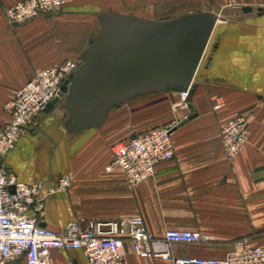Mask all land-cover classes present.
<instances>
[{
    "label": "crops",
    "instance_id": "1",
    "mask_svg": "<svg viewBox=\"0 0 264 264\" xmlns=\"http://www.w3.org/2000/svg\"><path fill=\"white\" fill-rule=\"evenodd\" d=\"M17 1L0 0V126L10 119L16 91L35 73L78 61L99 31L98 13L152 20L187 13L162 18L163 0H71L54 14L11 26L4 10ZM202 2L209 7L196 11H210L218 20L196 73L191 100L196 116L174 130V157L157 164L152 179L130 186L119 168L106 171L111 147L189 115L188 107L172 110L178 92L135 97L123 104L121 118L116 113L110 119L112 108L98 127L72 134L63 126V100L32 119L3 161L8 172L23 184L42 183L43 190L64 174L71 178L67 191L46 199L41 226L61 233L77 219L138 216L155 237L171 229L206 238L174 245L175 257L220 259L242 238L264 246V0ZM217 102L223 106L214 110ZM240 115L249 120L248 141L229 162L220 129ZM124 257L126 264H171L139 258L129 243ZM51 258L53 264H88L79 250H55Z\"/></svg>",
    "mask_w": 264,
    "mask_h": 264
},
{
    "label": "built area",
    "instance_id": "2",
    "mask_svg": "<svg viewBox=\"0 0 264 264\" xmlns=\"http://www.w3.org/2000/svg\"><path fill=\"white\" fill-rule=\"evenodd\" d=\"M71 0H20L4 10L7 23L22 25L45 14L64 9ZM78 67L66 61L41 70L19 88L10 103L11 116L0 126V264L21 260L24 264H53L55 250H79L88 264H126L125 244L143 259L171 264H264V246H254L247 238L236 241L223 258L175 257L174 245H192L206 240L199 232L166 230L155 237L146 229L142 217L69 222L61 233L43 226L45 202L56 193L65 192L71 178L64 174L43 190L42 183L23 184L9 173L3 161L28 125L57 97L61 85ZM173 109L187 108L188 91L179 92ZM223 106L217 102L213 109ZM185 118V117H184ZM183 118V119H184ZM183 119L151 128L111 147V161L106 171L119 168L130 186L152 179L157 164L174 157L172 134ZM249 120L246 115L227 121L220 129V143L231 162L248 141Z\"/></svg>",
    "mask_w": 264,
    "mask_h": 264
},
{
    "label": "water",
    "instance_id": "3",
    "mask_svg": "<svg viewBox=\"0 0 264 264\" xmlns=\"http://www.w3.org/2000/svg\"><path fill=\"white\" fill-rule=\"evenodd\" d=\"M243 7V12H250ZM99 31L78 58V67L45 108L63 100L68 134L101 125L109 111L135 97L156 92L188 91L190 114L196 73L210 42L216 14L195 11L170 19L152 20L115 12L98 13ZM211 57L205 66L209 65Z\"/></svg>",
    "mask_w": 264,
    "mask_h": 264
},
{
    "label": "rangeland",
    "instance_id": "4",
    "mask_svg": "<svg viewBox=\"0 0 264 264\" xmlns=\"http://www.w3.org/2000/svg\"><path fill=\"white\" fill-rule=\"evenodd\" d=\"M163 11L161 14L162 18H169L172 17L174 15H177L181 12H190V11H196V10H203L201 8H208L209 5L205 4L204 2H202V0H163ZM154 97V95L151 96H145L142 98H151ZM179 97V96H178ZM179 101V98H178ZM177 101V102H178ZM177 102L175 104H177ZM153 103H147L145 107H148L150 105H152ZM172 105L173 106H175ZM123 105H119L114 107L111 110L110 113V119L115 118L116 113H119L120 118H121V114L123 113L122 108ZM181 108V107H180ZM179 109V108H176ZM175 109V110H176ZM174 111V109H172ZM113 117V118H112Z\"/></svg>",
    "mask_w": 264,
    "mask_h": 264
}]
</instances>
